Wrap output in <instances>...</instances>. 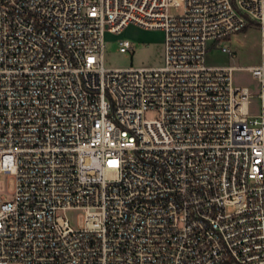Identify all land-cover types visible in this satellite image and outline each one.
Wrapping results in <instances>:
<instances>
[{"label": "built area", "instance_id": "built-area-1", "mask_svg": "<svg viewBox=\"0 0 264 264\" xmlns=\"http://www.w3.org/2000/svg\"><path fill=\"white\" fill-rule=\"evenodd\" d=\"M251 24L257 96L207 63ZM129 26L160 67L104 66ZM1 174L0 264H264V0H0Z\"/></svg>", "mask_w": 264, "mask_h": 264}, {"label": "rangeland", "instance_id": "rangeland-1", "mask_svg": "<svg viewBox=\"0 0 264 264\" xmlns=\"http://www.w3.org/2000/svg\"><path fill=\"white\" fill-rule=\"evenodd\" d=\"M118 39H127L132 43L133 50L121 53L118 51ZM106 48L104 52V66L106 68H155L163 64V34L161 31H145L129 26L120 36L109 33L105 35ZM224 45L230 53L210 52L207 60L211 66H231L237 69L233 72V82L236 86L248 87L254 96L259 94V86L247 70L248 67L260 63V31L254 25H249L243 32L229 37ZM251 114L259 113V101L255 97L250 105ZM157 117L156 112L146 114L147 119ZM14 189V178L9 174L0 175V197L9 200ZM70 226L81 228L83 215L79 211L66 213Z\"/></svg>", "mask_w": 264, "mask_h": 264}]
</instances>
